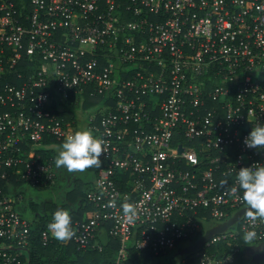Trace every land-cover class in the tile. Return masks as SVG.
Here are the masks:
<instances>
[{"label":"built area","instance_id":"obj_1","mask_svg":"<svg viewBox=\"0 0 264 264\" xmlns=\"http://www.w3.org/2000/svg\"><path fill=\"white\" fill-rule=\"evenodd\" d=\"M71 94L103 99L83 125L56 112ZM262 122L264 0H0V179L51 188L54 162L37 153L46 138L87 127L103 141L90 214L72 218L75 234L61 244L101 250L105 227L119 242L109 264H127L130 247L158 255L227 221L245 207L231 191L236 169L264 163V149L243 143ZM23 200L0 186V264H25L31 220L14 208ZM249 228L253 240L243 239ZM40 236L44 246L55 239ZM262 241L264 220L244 213L181 264H233Z\"/></svg>","mask_w":264,"mask_h":264},{"label":"trees","instance_id":"obj_2","mask_svg":"<svg viewBox=\"0 0 264 264\" xmlns=\"http://www.w3.org/2000/svg\"><path fill=\"white\" fill-rule=\"evenodd\" d=\"M18 7H20L21 2H26L27 0H14ZM26 12V11H23ZM23 67H18L19 70L27 66V63L24 61ZM10 80L16 83H20L21 79L15 78L13 75L9 76ZM87 94H84V101L80 104L79 100L75 101L74 95L71 94L67 101H60V109L56 110L59 117H63L65 120H73L75 118V112L78 109H81L85 113H92L96 110L103 101L102 97H87ZM52 143H61L53 138H46L44 140V145L42 148L37 150V153L41 155L42 159L51 158L50 154H53V150L46 148ZM92 170V169H90ZM10 183L12 185H21L23 182L16 181L14 177L10 178ZM74 186L67 193L68 203L62 204L57 202H46L44 204V214H39L34 216L31 220V239L29 244L26 246V254H20L21 260L25 264H109L114 260L116 253L119 249V242L117 239L109 236L108 242L105 245H102L101 250L96 248H88L87 250H80L73 242H67L66 244L59 243V240L54 239L48 245L44 246L41 243V231L47 229V224L52 218V213L57 208H66L69 209V205L76 204V209L74 211H69L70 215L74 219L81 218L83 215L82 210L90 209L88 205H84L85 196L87 190L91 187L92 181L89 183L81 182V180L76 179L74 181ZM6 182L0 179V186L4 187L7 190ZM47 189V187H43ZM42 189V188H41ZM30 206L32 210L37 211L39 204L37 202H31ZM246 207V206H245ZM235 214V213H234ZM233 214V215H234ZM203 226L196 233L195 236H192L185 241H188L189 245L196 243L200 240L206 232L203 230ZM184 241V240H183ZM182 240L176 242V252L178 245L183 242ZM1 242V241H0ZM181 250V249H179ZM24 251V250H23ZM168 250H162L158 255L153 254L149 250L140 251L134 247L129 248L127 264H143L150 263L154 264L155 258L158 256H164ZM241 253H238L235 256V260L241 256ZM234 260V263H235Z\"/></svg>","mask_w":264,"mask_h":264},{"label":"clouds","instance_id":"obj_3","mask_svg":"<svg viewBox=\"0 0 264 264\" xmlns=\"http://www.w3.org/2000/svg\"><path fill=\"white\" fill-rule=\"evenodd\" d=\"M243 143L247 148L264 149V122L251 127ZM103 141L87 127H81L66 137L56 148L54 163L58 169H66L69 173H83L92 167H101ZM236 186L233 193L239 191L241 202L246 206L247 216L253 221L264 220V163L255 162L250 166L236 169ZM108 207H116L115 198L109 199ZM122 214L126 218H134L137 212L131 202L122 201ZM50 234L57 240L66 241L74 236L72 217L66 208H57L47 224ZM254 228L245 231L243 239L253 240L256 237Z\"/></svg>","mask_w":264,"mask_h":264},{"label":"crops","instance_id":"obj_4","mask_svg":"<svg viewBox=\"0 0 264 264\" xmlns=\"http://www.w3.org/2000/svg\"><path fill=\"white\" fill-rule=\"evenodd\" d=\"M80 124L83 125L81 121ZM59 144L52 143L46 147L53 150V154H50L53 162H54V157L56 155V148ZM54 171L56 174V183L51 188L37 189V188L25 186L23 184L18 186L12 185L11 183L6 184L7 190L9 192L13 193L17 189V191L19 190L24 195V200L22 202H17L14 205L15 210L22 217L26 219H32L36 215L44 214V204L46 202H57V204L68 203L66 196L67 193L71 190V188H73L75 184L74 181L76 179H79L81 180V182L84 183H89L93 180V172L92 170H88V169H86L83 173H69L66 169L56 168L54 163ZM33 201L39 204V208L37 211L32 210L30 206V203ZM75 209H76V204L69 205V209H68L69 211H74ZM87 210L89 209L82 210L83 215L81 216V218H85L87 216ZM27 214H29V216ZM108 238L109 236L107 235V230L105 229V227H102L98 230L95 240L97 243L101 245H105L108 242ZM258 245H264V242L257 243V245L255 246ZM244 251L245 250H243L242 253ZM242 258H240V263L242 262V260H245ZM262 264H264V262Z\"/></svg>","mask_w":264,"mask_h":264},{"label":"rangeland","instance_id":"obj_5","mask_svg":"<svg viewBox=\"0 0 264 264\" xmlns=\"http://www.w3.org/2000/svg\"><path fill=\"white\" fill-rule=\"evenodd\" d=\"M75 118L73 120V124L77 126V122L80 120L84 121L86 118L85 112H83L81 109H78L75 112ZM78 119V120H77ZM87 214L89 215L90 212L87 210ZM26 215V214H25ZM29 216V214H27ZM217 220H211L208 223H205L203 225V230L206 232L207 230L211 229L215 225L219 224ZM264 241H262L263 243ZM189 244L188 241H183L178 245V249L176 252V247L169 249L164 256H158L155 258L154 264H181V260L184 257L180 254V251L183 250L187 245ZM257 244H246L243 250H245L240 257L237 256L235 263L233 264H262L264 262V245H258ZM181 249V250H179ZM20 254H25V251L19 250ZM243 257V258H242ZM240 258L245 259L242 260L240 263ZM143 264H150V263H143ZM221 264H227V263H221Z\"/></svg>","mask_w":264,"mask_h":264},{"label":"water","instance_id":"obj_6","mask_svg":"<svg viewBox=\"0 0 264 264\" xmlns=\"http://www.w3.org/2000/svg\"><path fill=\"white\" fill-rule=\"evenodd\" d=\"M246 212V207L239 209L230 219L225 222L219 223L212 227L211 229L207 230L205 235L198 240L196 243L186 246L183 250L180 251L181 255H185L197 248H199L211 235L219 232H223L228 229L231 225L235 224L239 218Z\"/></svg>","mask_w":264,"mask_h":264}]
</instances>
